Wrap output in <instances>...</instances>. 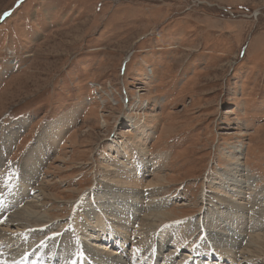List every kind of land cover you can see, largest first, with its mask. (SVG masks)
<instances>
[{
  "label": "rangeland",
  "instance_id": "rangeland-1",
  "mask_svg": "<svg viewBox=\"0 0 264 264\" xmlns=\"http://www.w3.org/2000/svg\"><path fill=\"white\" fill-rule=\"evenodd\" d=\"M112 205L135 234L93 218ZM18 214L9 260L264 264V0H0V224Z\"/></svg>",
  "mask_w": 264,
  "mask_h": 264
},
{
  "label": "bare ground",
  "instance_id": "bare-ground-1",
  "mask_svg": "<svg viewBox=\"0 0 264 264\" xmlns=\"http://www.w3.org/2000/svg\"><path fill=\"white\" fill-rule=\"evenodd\" d=\"M2 174V173H1ZM23 177H25V175H23ZM27 178L25 179V178H23V179H25V180H23V179H21L20 181H19V184H20V190H21V196H22V194L23 195H25L26 194V192L28 193L30 190L28 189L29 188V181L27 180L28 178H29V175H27L26 176ZM133 184V183H132ZM37 195V194H36ZM141 195L140 194H130V195H128L127 197L129 198H131L132 199V201L133 202H135L134 204L133 203H131V204H133V207L134 208H136L137 207V203L136 202H139V200L142 198V197H140ZM152 196V195H151ZM26 197V196H25ZM218 197V196H217ZM222 200V198H217V200ZM227 199V198H226ZM224 200V199H223ZM31 201V200H30ZM224 201H228V200H224ZM31 202H33V201H31ZM123 202V201H122ZM127 203V202H126ZM228 203H230V205L232 206V207H234V208H236V209H238L240 212L241 211H243L244 210V208H245V205L244 204H241V203H236L235 201H233V200H230V201H228ZM31 204V203H30ZM33 205V204H32ZM128 206H129V204H128ZM131 206V205H130ZM253 206V205H252ZM110 208L107 210V211H100V213L98 214V213H94V216H93V218H95L97 221L99 220V219H101L102 218V216L104 215L105 217H110V219H109V221H108V223H110V224H113V226H114V233H113V235H111V236H113V237H115V234H118L119 236H123L122 238H126V235L127 234H131V235H133V234H135V232H132L133 231V229H130L129 228V225L131 224V220H129V218L128 217H123V216H117L116 214H115V212H116V207H113V205L112 206H109ZM260 207V206H259ZM106 209H107V207H105ZM131 208V207H130ZM138 208V207H137ZM255 208H257V207H255ZM112 209H113V211H112ZM130 210V209H129ZM128 210V211H129ZM32 211V210H31ZM19 212V211H18ZM136 212V211H135ZM244 212V211H243ZM27 213V212H26ZM117 213V212H116ZM35 214V213H34ZM160 214V213H159ZM153 214L151 213V215H149V216H151V217H153L152 216ZM240 215V214H239ZM12 216V215H11ZM22 214H20V216H19V214H18V216L16 217V219L14 220V221H12V220H4L3 221V223L2 224H0V227H4V228H8L9 227V224L11 223V222H18L19 220H26L25 221V223L27 222L28 223V225L30 224V223H32L31 221H32V215L31 214H26V217H24V216H22ZM155 216H157V214H155ZM162 216H164V215H162ZM24 217V218H23ZM133 218L132 219H137V217L136 216H132ZM165 217V216H164ZM164 217H162V218H164ZM33 221H34V218H33ZM156 221H159V219H156V218H154L153 217V223H155ZM163 222V221H162ZM161 222V223H162ZM23 223H24V221H23ZM26 223V224H27ZM34 223V225H35V223H36V221H34L33 222ZM97 223V222H96ZM140 223V222H139ZM143 223V222H142ZM145 223V222H144ZM15 224H17V225H21V224H19V223H15ZM98 224V223H97ZM132 224H134V223H132ZM146 224V223H145ZM90 224H89V222H86V224H85V228L87 227V226H89ZM141 227L144 225V224H139ZM24 226H26V225H24ZM29 226H31V225H29ZM91 227H92V225H90ZM148 226V225H147ZM100 227V226H99ZM140 227V228H141ZM27 228V227H26ZM30 228V227H29ZM94 229V228H93ZM96 229V228H95ZM130 229V230H129ZM4 230V229H3ZM6 230V229H5ZM136 231H137V229H135ZM180 230L181 231H183L184 230V228L183 227H181L180 228ZM27 231V233L29 234L28 235V237L27 238H25L24 237V239H28V240H31V241H34L35 239L34 238H36V237H38V236H40L41 234L39 233V232H37L36 233V231H32V230H26ZM150 231V230H149ZM1 232V231H0ZM3 232V231H2ZM12 232V231H11ZM89 232H91V231H89ZM148 232V231H147ZM153 233H154V231H152ZM174 232V231H173ZM183 233L184 232H180L179 230L176 232V236H182L183 235ZM1 234V233H0ZM6 234H7V231H6ZM150 234V233H149ZM10 235V234H9ZM95 234H93L92 235V233H90L89 234V237L90 238H95V236H94ZM137 235L139 236V235H141V237H140V239L139 240H134V239H130L129 240V242L131 243L130 245H132L133 246V248L135 249V251H136V253L139 255V257H141V255H143V254H145V253H147L148 251H150V253H149V256H150V259L152 258H154V259H157V254L156 253H159V255H161L160 254V250H162V246L161 245H156V249H155V251H153V248H154V245L155 244H153V239L152 238H148V236H146V234L144 235V232L141 230V232L139 231V233H137ZM1 236V238L3 239V241H1V242H4V241H6V240H10L9 241V243L7 244V246H10V243L13 241L12 240V237H11V235L10 236H3V235H0ZM17 236V235H16ZM16 236H14L13 235V237H16ZM92 236V237H91ZM184 236V235H183ZM89 237H87L86 236V238H88L89 239ZM111 238V237H110ZM1 239V240H2ZM21 239V238H20ZM96 239V238H95ZM22 240V239H21ZM89 240H91V239H89ZM236 240V239H235ZM164 242V241H163ZM87 244H89V246L92 248V249H94V250H92V251H90V252H95V251H97L98 250V247L95 245V243L93 244V242H88ZM20 246H22L23 248H25V243L24 242H21L20 244H19ZM249 245H250V242H249ZM82 247V246H81ZM228 248H226V247H224V250H222V249H220L219 251L220 252H222V254L224 255V256H226V257H230V256H232V254L234 255V251H233V249H232V247H230V245L229 246H227ZM191 248V247H190ZM51 249V251H54V248H50ZM231 249V250H230ZM82 250V249H81ZM85 250V249H84ZM212 250H215L213 247H212ZM86 251V250H85ZM236 251V250H235ZM248 251H249V249H248ZM213 252V251H212ZM35 253H38L36 250H33V253L32 254H35ZM44 254V253H43ZM98 254V255H97ZM96 254V259H98L99 260V262H100V264H122L123 263V259L122 258H120V257H118V256H114V257H112V258H109V256H105V254L104 253H102V252H100V254H99V251H98V253ZM109 254V253H108ZM214 254H216L218 257H220V256H222V254H220L218 251H216L215 250V252H214ZM147 255H148V253H147ZM209 255V254H208ZM119 256H120V254H119ZM123 256V255H122ZM236 256V255H235ZM144 257V256H143ZM146 257V256H145ZM234 257V256H233ZM9 257L8 256H4V255H0V263H3V262H6V261H9L10 263L12 262H14L15 261V264H32V262H29L28 261V259H26V258H24V257H19V258H16V259H14L13 260V258H10V260L8 259ZM149 257H147V259H148ZM208 258V257H207ZM232 258V257H231ZM209 259V258H208ZM74 261V260H73ZM73 261H71V262H67V264H71V263H73ZM97 262V261H96ZM98 263V262H97ZM34 264H39L38 262H35ZM73 264H77V262H75V263H73Z\"/></svg>",
  "mask_w": 264,
  "mask_h": 264
}]
</instances>
